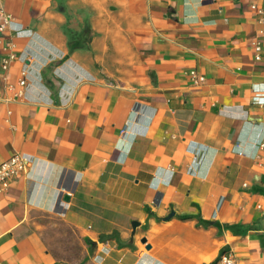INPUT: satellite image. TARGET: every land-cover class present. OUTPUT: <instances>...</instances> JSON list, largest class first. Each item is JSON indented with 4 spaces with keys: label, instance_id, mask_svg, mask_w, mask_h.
<instances>
[{
    "label": "crops",
    "instance_id": "obj_1",
    "mask_svg": "<svg viewBox=\"0 0 264 264\" xmlns=\"http://www.w3.org/2000/svg\"><path fill=\"white\" fill-rule=\"evenodd\" d=\"M3 3L0 264H264V0Z\"/></svg>",
    "mask_w": 264,
    "mask_h": 264
},
{
    "label": "built area",
    "instance_id": "obj_2",
    "mask_svg": "<svg viewBox=\"0 0 264 264\" xmlns=\"http://www.w3.org/2000/svg\"><path fill=\"white\" fill-rule=\"evenodd\" d=\"M4 0H0V35L10 29L12 17L6 12L3 3ZM13 45L8 44V54L2 60V69L8 71L10 64L17 59L16 54L12 51ZM262 50L261 42L255 43V51L259 55ZM259 59V57H258ZM193 79L197 82H204L205 78H198L195 72L191 73ZM20 85L24 87L26 85V78H22ZM255 100L264 104V93H258ZM263 146V145H262ZM31 162L24 154H15L6 162L0 164V191H7L12 184L18 180L22 175L30 172ZM214 264H244L238 260L234 252L231 249L223 250ZM255 264V263H249Z\"/></svg>",
    "mask_w": 264,
    "mask_h": 264
},
{
    "label": "trees",
    "instance_id": "obj_3",
    "mask_svg": "<svg viewBox=\"0 0 264 264\" xmlns=\"http://www.w3.org/2000/svg\"><path fill=\"white\" fill-rule=\"evenodd\" d=\"M65 34L68 38V47L71 53L79 50H90L93 38V30L90 22L87 20L84 23L83 29L80 32H75L68 27H65ZM213 223H207L210 225Z\"/></svg>",
    "mask_w": 264,
    "mask_h": 264
},
{
    "label": "water",
    "instance_id": "obj_4",
    "mask_svg": "<svg viewBox=\"0 0 264 264\" xmlns=\"http://www.w3.org/2000/svg\"><path fill=\"white\" fill-rule=\"evenodd\" d=\"M142 242H143L144 244H146V240H143ZM149 248H150V247H148V249H149Z\"/></svg>",
    "mask_w": 264,
    "mask_h": 264
}]
</instances>
